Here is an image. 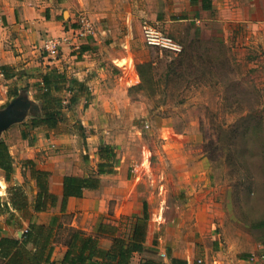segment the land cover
I'll list each match as a JSON object with an SVG mask.
<instances>
[{
    "label": "rangeland",
    "instance_id": "374dc122",
    "mask_svg": "<svg viewBox=\"0 0 264 264\" xmlns=\"http://www.w3.org/2000/svg\"><path fill=\"white\" fill-rule=\"evenodd\" d=\"M174 1L85 0L87 6L78 5L77 13L95 19L94 28L113 25L118 34L132 3L133 17L125 16L130 45L112 74L102 70L86 105L79 96V105L64 110L53 128L30 127V115L36 113L32 108L21 123L27 137L23 141L18 133L16 140L20 150L27 142V149L37 148V153L63 152L70 168L90 174L98 161L96 150L109 144L117 164L103 176L104 215L121 212L120 228L126 232L145 202L149 232L160 237L161 248L150 242L141 256L159 259L163 234L168 233L173 239H187L179 241L177 250L187 254L193 249V260L200 264L201 252H228L238 233L236 244L244 248L264 243V44L259 40L262 30L244 21L264 15L251 13L253 0H211L212 9L199 14L183 9L187 13L181 15L173 9ZM70 4L63 7L65 18ZM149 9L158 20L148 17ZM142 21L157 25L181 49L148 45ZM65 47L75 49L64 44L56 57ZM154 56L175 61V73L167 70L165 75L161 69L156 83L139 88L136 64ZM18 163L30 167L27 160ZM14 182H21L30 198L34 195L29 177L18 181L14 175L6 193ZM180 190L183 195L178 196ZM161 214L163 227L158 225ZM260 261L255 264H264Z\"/></svg>",
    "mask_w": 264,
    "mask_h": 264
},
{
    "label": "crops",
    "instance_id": "0c3cea01",
    "mask_svg": "<svg viewBox=\"0 0 264 264\" xmlns=\"http://www.w3.org/2000/svg\"><path fill=\"white\" fill-rule=\"evenodd\" d=\"M194 1L186 0L187 4L182 6L179 0H175L173 9L178 10L179 15L187 13L186 10L192 11L193 14L204 13L210 10L202 7L200 0ZM253 1L254 9L251 13L254 16L258 14L264 15V0ZM70 2L73 3V8L67 10L68 18H65L66 12L63 7H71ZM83 4H87L85 0H0V65L9 66L6 70L7 75H4L0 69V110L6 108L13 101H21V103L27 101L29 103L22 120L12 122L4 128L0 133V139L6 142L10 151L14 177L18 181H22L24 177H29L34 186V195L30 198L27 194L28 203L25 208L17 210L10 207L13 215L9 219L8 213L0 212V238L7 236L20 241L23 231L30 224L34 226L33 231L37 230V226L51 227L52 230L48 244V246H51V252L48 261H44L43 257L41 258L42 264H69L64 263L62 260L67 248L71 244L72 233L75 230H80L83 235L96 237L99 247L103 249L109 248L112 244L114 233H111V230H102L101 224H114L120 228V219L123 217V214L116 210L110 215L107 214L108 216L104 215L106 211L104 205L105 197L101 195V192L104 184L103 176L106 173L96 174V164L95 170H92V174H90L91 171H75L67 164V154L62 152L61 155H58L54 153L55 150L53 149L47 151L45 154L41 152L37 153V148H34V150L27 149L30 147L27 142L24 145L26 149L20 150L22 144L20 140H16L18 133L19 139L23 141L26 139V137L24 138L21 135L22 130H25V127L21 123H25L27 112L33 108V105H37V108L34 109L36 113L31 114L30 118L32 116H41L40 104L32 101L36 99L34 95L40 89L42 77L45 73L56 68L64 72L67 77H74L85 82L90 91L91 85L96 89L100 83L101 78L99 75L102 74L103 69L112 74L111 71L115 69L116 60L123 57L125 47L130 45L127 38L129 34L125 16L128 18L133 17L135 11L132 3L128 4L126 12L123 14L124 19L121 21L123 26H121V31L118 34L113 25H95L92 34L82 41L81 46L84 47H77L73 51L65 47L60 57L49 58L45 56L40 50L43 38L46 35H68L69 32L65 25H75V20L82 13H77V6H83ZM213 5L211 1V9L214 7ZM183 9H186L185 12H182ZM224 9H227V7H224ZM149 10L148 17L158 20L155 10ZM161 16L163 20V13H161ZM92 20L95 19L92 18ZM244 21H252V24H249L252 28L262 30L259 33V40L264 44V17H252ZM114 46H117L118 50L112 49ZM119 46L123 47L124 50ZM70 73L72 76H69ZM95 89L92 92L90 91V94H94ZM10 91H12L11 94ZM59 94L63 101L62 115H64V110H68V107L74 104L79 105V98L76 103L68 104L70 92L62 90ZM7 102L8 105H6ZM17 108L19 109L20 107L18 106ZM66 114L68 115V113ZM18 122L19 126L11 129L13 123ZM41 126H44V124H40L34 128ZM5 131H10L7 136H3ZM51 141L55 140L52 139ZM19 159L23 161L31 159L37 168L48 171L46 188L49 195L45 208L40 210L34 208L35 197L38 191L36 179L31 176L29 166L25 168L18 163ZM64 175L82 177L96 175L99 178V183L96 188H83L81 195H68L62 208V180ZM6 183L4 171L0 168V200L8 202V192L6 193L5 189ZM177 193L178 196L183 195L181 190ZM165 221L164 215L161 214L158 225H162L161 227H163L162 223ZM149 226L150 224L147 222L144 249L133 252L129 264H139L140 260L146 258L141 255L150 245V242H152V245L161 248L160 245H157V239L160 237L153 238L152 233L149 232ZM237 235L234 236L236 243L240 234L238 233ZM186 240L185 238L173 239L168 233H164L162 237L164 249L159 251V255L161 256L159 259L165 262V264H179L172 263L170 261L171 257L184 261V264H196L193 260V255L196 252L193 249H189V252L185 254L176 248L180 244L179 241ZM236 243L233 244V247L228 252H225L223 249H219L218 251L212 249L213 252L209 254L206 248L204 252H201L202 257H199L197 261L200 264H255L259 263L260 260L261 263L264 262V243L258 242V246L252 245L249 248H244ZM26 247L31 249L32 255H38L35 252L36 247H38L37 244L28 241ZM12 250L7 261L3 262L0 260V264H31V262L25 260V256L30 254V252H21V249ZM161 253H164V255H161Z\"/></svg>",
    "mask_w": 264,
    "mask_h": 264
},
{
    "label": "trees",
    "instance_id": "16d2710c",
    "mask_svg": "<svg viewBox=\"0 0 264 264\" xmlns=\"http://www.w3.org/2000/svg\"><path fill=\"white\" fill-rule=\"evenodd\" d=\"M194 1V0H192ZM195 2V1H194ZM202 7L211 9V0H200ZM79 47H84L80 46ZM175 61L170 60L165 62L164 58L154 56L141 63L136 64V69L140 78L138 83L139 88L147 89L153 83L157 82L155 75H162L161 69H164L165 75H168L167 70L174 72ZM9 66L0 65V69L7 75L6 70ZM173 69V70H172ZM66 90L70 92L68 104H74L78 101L79 96H84L87 104L90 96V91L85 82L74 77H67L64 72L53 68L42 77L40 89L34 95L40 103L41 116H32L29 120V126L35 127L40 124L46 125L48 128L55 127L62 116V98L60 92ZM12 91H10L11 94ZM22 137H27L26 130H22ZM98 161L96 163V174L112 173L116 167L115 152L109 144H101L96 150ZM30 162L31 176L36 179L38 191L35 197L34 208L40 210L46 207L48 191L46 188L48 171L39 169L35 166L32 160ZM0 168L4 171V178L7 183L12 179L13 165L12 157L6 142L0 139ZM99 183V178L96 175H88L85 177L64 175L62 208L64 207L66 197L68 195H81L83 188H96ZM8 202L0 200V212L8 213V219L12 217L13 209H23L27 206V193L22 183L14 182L8 186ZM142 213L130 218V225L125 232L118 225L104 223L101 224L102 230H111L114 233L112 244L109 248L103 249L98 246L97 238L91 235H83L80 230H75L72 233V241L67 248L63 262L69 264H129L132 253L142 251L144 249V240L147 227V213L145 210V202L142 206ZM34 226L30 224L23 231L20 241L16 238L2 236L0 238V260L6 262L12 253V249L20 250L30 254L25 256L27 262L31 264H42L41 258L48 261L51 252V246H48L51 227L45 228L37 226V230L33 231ZM113 230V231H112ZM28 241L37 244L35 252L38 255H32L31 249L26 247ZM264 255V250H263ZM172 263L184 264V261L176 260L171 257ZM139 264H165L161 259L146 257L140 260Z\"/></svg>",
    "mask_w": 264,
    "mask_h": 264
},
{
    "label": "built area",
    "instance_id": "2783aa9c",
    "mask_svg": "<svg viewBox=\"0 0 264 264\" xmlns=\"http://www.w3.org/2000/svg\"><path fill=\"white\" fill-rule=\"evenodd\" d=\"M140 27L143 39L148 45L173 52L181 49L180 44L176 40L162 32L154 23L142 21ZM93 29V22L89 17L80 14L75 20V25L67 29L70 34L64 36L46 35L42 40L40 50L45 56L54 58L64 44L72 45L74 48L79 47L82 41L92 34ZM161 255H164V253H161Z\"/></svg>",
    "mask_w": 264,
    "mask_h": 264
},
{
    "label": "water",
    "instance_id": "95a60500",
    "mask_svg": "<svg viewBox=\"0 0 264 264\" xmlns=\"http://www.w3.org/2000/svg\"><path fill=\"white\" fill-rule=\"evenodd\" d=\"M18 106L20 107L19 109L17 108ZM27 106H29L27 101L24 103L13 101L6 108L0 110V133L12 122L22 120ZM32 107L37 108V105H33Z\"/></svg>",
    "mask_w": 264,
    "mask_h": 264
}]
</instances>
